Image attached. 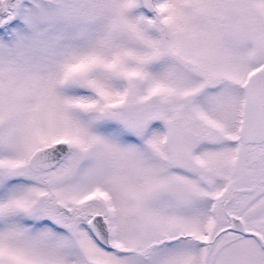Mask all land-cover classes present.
<instances>
[{"label": "snow or ice", "instance_id": "6c2138e0", "mask_svg": "<svg viewBox=\"0 0 264 264\" xmlns=\"http://www.w3.org/2000/svg\"><path fill=\"white\" fill-rule=\"evenodd\" d=\"M0 264H264V0H0Z\"/></svg>", "mask_w": 264, "mask_h": 264}]
</instances>
